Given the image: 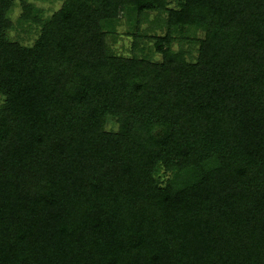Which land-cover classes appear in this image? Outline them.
<instances>
[{
  "label": "trees",
  "instance_id": "trees-1",
  "mask_svg": "<svg viewBox=\"0 0 264 264\" xmlns=\"http://www.w3.org/2000/svg\"><path fill=\"white\" fill-rule=\"evenodd\" d=\"M20 5L0 0V264H264V0Z\"/></svg>",
  "mask_w": 264,
  "mask_h": 264
},
{
  "label": "rangeland",
  "instance_id": "rangeland-1",
  "mask_svg": "<svg viewBox=\"0 0 264 264\" xmlns=\"http://www.w3.org/2000/svg\"><path fill=\"white\" fill-rule=\"evenodd\" d=\"M21 1L22 0H16V6L12 12V19L14 20L15 23L22 12V8L20 5ZM27 1L34 3L37 6V8H41L44 11V16H50L51 14H53L55 11L60 9L63 3V0H27ZM121 16L123 17L122 20L124 25L123 27L120 28V30L126 31V29L128 28V23L126 22L127 16L124 10L121 13ZM10 33L12 38L20 40L27 44H32L38 35L37 30L35 28L31 29L26 25L24 26L15 25V28ZM130 38L131 37L129 36H124L123 39L119 41L118 44L116 45L117 50L123 53H127V49L130 47V43H131ZM111 123L112 121L110 122L109 126H111Z\"/></svg>",
  "mask_w": 264,
  "mask_h": 264
}]
</instances>
